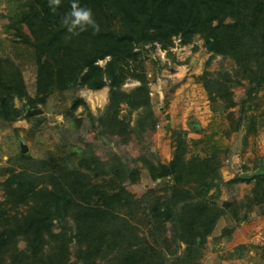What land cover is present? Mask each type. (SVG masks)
Here are the masks:
<instances>
[{
  "label": "trees",
  "instance_id": "16d2710c",
  "mask_svg": "<svg viewBox=\"0 0 264 264\" xmlns=\"http://www.w3.org/2000/svg\"><path fill=\"white\" fill-rule=\"evenodd\" d=\"M79 3L92 9L98 32L90 27L78 35L67 32L62 17L70 10L71 0H61L55 12L48 0L22 3L10 24L15 57L0 58L3 117L8 122L35 119L42 125L41 117L27 113L46 105L50 96L79 87L92 91L109 87L103 113L94 116L78 98L65 115L67 121L73 123L74 112L83 106L97 138H118V143L128 144L134 135L141 146L136 166L164 184L162 189L136 197L127 188L136 169L114 152L103 161L90 143L82 145L74 166L68 155L36 160L21 154L17 168L1 173L7 177L0 182L4 192L0 264H201L208 238L221 218L229 216L235 222L222 231L230 240L235 229L248 222L254 206L264 207V159L258 160L255 173L225 182L220 150L213 148L205 156L193 153L188 158L186 141L178 134L173 159L162 163L145 141V135L157 128L146 61L153 58L157 47L175 60L171 52L175 40L183 46L202 40L210 58L198 81L212 110L239 106L233 131L241 132L244 127L246 138L257 134L264 126V112L253 113L264 91V0ZM18 56L33 70V96L28 93ZM218 56L232 60L234 72H210ZM101 61L106 63L100 65ZM128 80L140 85L126 92ZM244 82L248 83L246 96L236 102L232 89ZM15 98L27 100L23 108L14 107ZM134 113L137 117L132 125ZM191 127L199 131L198 124ZM66 132L64 144L77 147L82 143L78 128ZM241 183H253V195L241 203L225 201L220 206L221 188ZM21 241L24 249L19 247ZM261 256L264 260V250Z\"/></svg>",
  "mask_w": 264,
  "mask_h": 264
},
{
  "label": "rangeland",
  "instance_id": "374dc122",
  "mask_svg": "<svg viewBox=\"0 0 264 264\" xmlns=\"http://www.w3.org/2000/svg\"><path fill=\"white\" fill-rule=\"evenodd\" d=\"M24 1L0 0V58L15 57L16 51L12 43L14 35L10 24ZM171 52L175 60L157 47L153 58L146 61L150 97L157 119L156 131L145 135L150 151L156 154L162 163L168 164L173 159L176 136L180 134L186 141L188 158L193 153L205 156L213 148L220 150L221 174L225 182L236 176L255 173L259 165L258 160L264 159V126H260L257 134H250L246 138L247 130L244 127L241 132L233 131L239 118V106L212 110L208 94L198 81L210 58L202 40L197 39L194 44L188 46H183L179 40H175ZM17 58L23 63L24 81L29 95L33 96V70L24 58ZM105 63L106 61H101L100 65ZM160 67L162 70L158 71ZM223 69L234 72V62L218 56L214 58L208 70L218 72ZM247 84L244 82L243 86L232 89L236 102L245 98ZM139 85L137 81L128 80L124 90L130 92ZM78 98L88 104L94 116H99L108 105L109 87L99 91L79 87L50 96L46 105L38 107L42 110V114L37 115L43 119L42 125H37L35 119L22 118L8 122L0 109V182L7 177L1 175L3 170L19 166L21 154H27L36 160L68 155L70 165L74 166L82 153V145L90 143L95 145L94 152L103 161H107L109 154L114 152L124 158L131 168L136 169L127 185L128 190L136 197L139 198L148 191L162 189L164 180H153L147 170L140 165L136 166L134 160L139 158L141 146L134 135L128 144L118 143V138H97L96 132L91 130L90 122L86 119L83 106H79L74 112L75 125L67 121L65 115ZM258 100L260 107L253 113L261 115L264 112V91L259 94ZM26 102L25 99L15 98L14 107L21 109ZM123 109L125 113L126 106L123 105ZM231 112L232 117L229 115ZM136 117L137 113H134L132 125L135 124ZM191 124H198L199 131L193 130ZM76 128L82 133V143L77 147L64 144V132L67 134L66 131ZM252 188L253 183H241L234 188L223 186L218 204L221 206L225 201L241 203L253 195ZM210 194L212 195L213 191ZM3 200L4 192L0 188V201ZM248 214V222L238 226L230 240L222 236V231L234 226L235 222L229 216L218 221L214 232L208 238L201 264H264L261 256L264 250V207L256 205ZM19 247L24 249L25 242L21 241Z\"/></svg>",
  "mask_w": 264,
  "mask_h": 264
},
{
  "label": "clouds",
  "instance_id": "9594fccd",
  "mask_svg": "<svg viewBox=\"0 0 264 264\" xmlns=\"http://www.w3.org/2000/svg\"><path fill=\"white\" fill-rule=\"evenodd\" d=\"M60 3L61 0H48V6L52 12L56 11ZM62 25L72 35H78L79 32L85 31L89 27L94 32L100 30L99 24L94 19L92 9L82 6L79 0H71L70 10L62 17Z\"/></svg>",
  "mask_w": 264,
  "mask_h": 264
},
{
  "label": "water",
  "instance_id": "95a60500",
  "mask_svg": "<svg viewBox=\"0 0 264 264\" xmlns=\"http://www.w3.org/2000/svg\"><path fill=\"white\" fill-rule=\"evenodd\" d=\"M28 116H37V115H41L42 114V110L37 108V109H34V110H29L28 111Z\"/></svg>",
  "mask_w": 264,
  "mask_h": 264
}]
</instances>
